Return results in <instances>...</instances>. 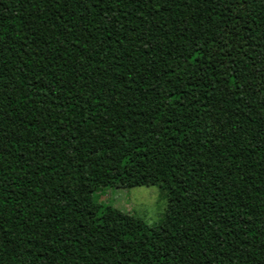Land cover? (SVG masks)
<instances>
[{"label":"trees","instance_id":"trees-1","mask_svg":"<svg viewBox=\"0 0 264 264\" xmlns=\"http://www.w3.org/2000/svg\"><path fill=\"white\" fill-rule=\"evenodd\" d=\"M0 264H264V0H0Z\"/></svg>","mask_w":264,"mask_h":264},{"label":"rangeland","instance_id":"rangeland-1","mask_svg":"<svg viewBox=\"0 0 264 264\" xmlns=\"http://www.w3.org/2000/svg\"><path fill=\"white\" fill-rule=\"evenodd\" d=\"M95 197L100 202L131 213L149 226H155L163 219L166 194L165 190L156 184L130 188L103 187Z\"/></svg>","mask_w":264,"mask_h":264}]
</instances>
